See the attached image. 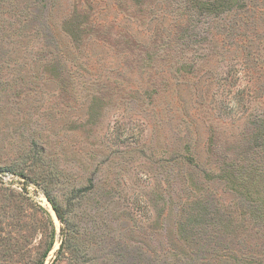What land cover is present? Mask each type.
<instances>
[{
    "label": "rangeland",
    "instance_id": "1",
    "mask_svg": "<svg viewBox=\"0 0 264 264\" xmlns=\"http://www.w3.org/2000/svg\"><path fill=\"white\" fill-rule=\"evenodd\" d=\"M144 1L0 0V36L19 28L26 35L35 26L43 37L28 44L25 38L0 41V264H199L202 252L183 255L177 241L175 225L185 214L181 201L188 192L183 176L228 200L219 183L203 184L198 169L207 160L210 132L230 140L248 96L264 98V84L248 81L234 65L264 32V10L212 24L221 58L232 60L229 75L226 65L218 74L208 70L217 55L197 75L185 77L174 72L173 59L153 72L126 75L124 85L119 76L110 77L104 89L99 71L116 75L121 58L90 44L78 60L61 24L73 18L90 30L103 24V32H132L137 25L123 12L134 13ZM28 15L37 18L23 26ZM171 22L165 19V27ZM132 33L147 41L141 32ZM51 48L57 49L54 57ZM224 75L230 85L222 84ZM148 77L162 83L155 93ZM116 84L118 92L112 89ZM119 93L128 95L126 101L118 100ZM93 99L104 107L90 115ZM185 156L198 168H187L180 161ZM215 165L213 159L206 168Z\"/></svg>",
    "mask_w": 264,
    "mask_h": 264
},
{
    "label": "trees",
    "instance_id": "2",
    "mask_svg": "<svg viewBox=\"0 0 264 264\" xmlns=\"http://www.w3.org/2000/svg\"><path fill=\"white\" fill-rule=\"evenodd\" d=\"M137 8L132 14L123 12V16L137 25L132 32H141L147 37L146 42L137 39L130 29L123 27H119L117 33H111L100 29L103 28V24L101 27L99 25L100 28L90 30L91 25L86 23L85 27L83 22L73 18H68L61 24L60 33L66 37L78 60L83 59L81 55L87 51L90 44L99 46L102 51L109 54V58H121L120 62L123 65L116 75H109L110 72L106 69L99 71L97 78L103 80L104 83L100 86L104 89L110 88L105 83L109 82L110 77L119 76L121 84L124 85L126 75L130 76L134 71L153 72L162 66V62L173 59L175 63L171 65L174 66V72L185 77L197 75L205 65H210L208 60L217 55V64L215 67L209 66L208 70L212 75L218 74L226 65V72L229 75L233 70L231 67L233 64L227 63L232 60L221 58L224 53L219 52V44L213 40L211 26L213 23L222 26L226 15L243 13L252 8L264 10V0H160L155 4L145 0L140 2ZM256 15L255 13L254 16ZM36 18L37 15L32 18L28 15L21 22L23 26L27 22L25 25L28 27V22ZM165 19L172 21L166 27ZM174 21H178L177 24H172ZM246 23L247 21L244 25ZM182 24L185 25L180 26ZM251 25L256 26V22H252ZM34 27L28 29L26 35L20 28L13 29L12 32L10 30L9 33L1 31L0 41L3 42L4 39L9 41V37H13L15 41L21 43L25 38L28 44L33 40L43 39L42 34ZM257 35L259 37L255 45L247 44L246 54L240 55L234 65L239 67L238 70H244V73L248 74V81L263 85L264 32ZM170 44L171 52L167 51L168 48L165 49L166 45L169 47ZM49 51L53 57L54 51L55 54L58 53L54 48ZM42 72L44 73V70ZM157 76L161 82L162 75ZM224 78L222 84L225 85L228 77L224 75ZM148 79L151 91L155 93L159 81H153V78L149 77ZM195 81L198 82L199 78ZM211 84L212 80H208L202 86L204 99L207 91L211 89ZM227 84L230 85V82ZM119 87L116 84L112 89L118 92ZM137 90L140 91V88ZM127 98L128 95L118 94V100L121 102ZM247 99V111L241 118L242 122H234L229 134L230 140L216 139L210 132L206 143L207 160L203 169H198L203 176V184L219 183L228 200L224 201L220 195L210 191L208 186L197 185L187 174L183 176L188 192L181 201L185 214L175 225L177 241L183 247L181 252L183 255L190 257L202 252L199 255L201 258L199 264H207L210 259L222 264H264V108L261 109L264 98L248 96ZM98 101L91 100L90 115L96 111V106L99 109L104 107ZM180 159L187 168L194 170L198 168L193 164L192 158L185 156ZM213 159L216 165L214 170L209 171ZM208 165L209 168H206ZM205 169L209 171L208 174L205 173ZM54 210L58 213L56 209ZM175 252L177 253V250ZM176 257L177 255L174 258Z\"/></svg>",
    "mask_w": 264,
    "mask_h": 264
}]
</instances>
